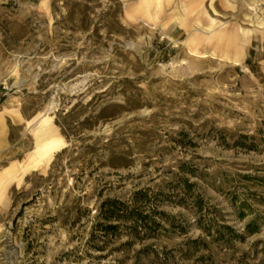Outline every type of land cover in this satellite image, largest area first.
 <instances>
[{
	"label": "rangeland",
	"instance_id": "1",
	"mask_svg": "<svg viewBox=\"0 0 264 264\" xmlns=\"http://www.w3.org/2000/svg\"><path fill=\"white\" fill-rule=\"evenodd\" d=\"M0 182V264H264V0H0Z\"/></svg>",
	"mask_w": 264,
	"mask_h": 264
},
{
	"label": "trees",
	"instance_id": "2",
	"mask_svg": "<svg viewBox=\"0 0 264 264\" xmlns=\"http://www.w3.org/2000/svg\"><path fill=\"white\" fill-rule=\"evenodd\" d=\"M142 192H136L130 203L119 199H106L96 208V222L94 226H100L104 231H113L118 223L131 218L135 222L147 224L146 216L136 207V202L141 200ZM102 220V222H100ZM247 232H251L250 224L246 226Z\"/></svg>",
	"mask_w": 264,
	"mask_h": 264
},
{
	"label": "bare ground",
	"instance_id": "3",
	"mask_svg": "<svg viewBox=\"0 0 264 264\" xmlns=\"http://www.w3.org/2000/svg\"><path fill=\"white\" fill-rule=\"evenodd\" d=\"M45 126V125H44ZM47 126H48V124H47ZM38 129V128H37ZM44 136H45V139L42 141V143L38 146V147H36L37 149H36V156H38L37 158H39V159H42V160H45V159H49L51 156H52V154L54 153V152H56L59 148H60V144H62L61 143V140L60 139H62V138H60V139H57V138H55L54 137V133H53V136L51 135V132H47V133H45L44 134ZM31 156V155H30ZM29 159V158H28ZM36 160V159H35ZM37 161H39V160H37ZM27 162V161H26ZM35 162V161H34ZM49 162V161H48ZM41 163V162H40ZM26 164V163H25ZM34 164V163H33ZM38 168V167H37ZM6 174H8L7 172H6ZM6 174H4V176L6 175ZM12 177V176H11ZM10 179V178H9ZM8 179V180H9ZM1 182H2V180H1ZM0 182V183H1ZM6 182V181H5ZM2 184V183H1ZM4 185V184H3ZM3 187V186H2Z\"/></svg>",
	"mask_w": 264,
	"mask_h": 264
}]
</instances>
